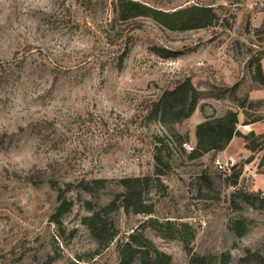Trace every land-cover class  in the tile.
<instances>
[{
	"label": "rangeland",
	"instance_id": "rangeland-1",
	"mask_svg": "<svg viewBox=\"0 0 264 264\" xmlns=\"http://www.w3.org/2000/svg\"><path fill=\"white\" fill-rule=\"evenodd\" d=\"M138 1L168 10L210 6L217 20L173 31L145 17L113 21L111 0H0V264H142L119 256L121 243L142 225L171 264H188L179 238L162 237L143 223L149 216L122 209L110 215L117 237L97 250L82 221L89 196L72 191L73 207L52 220L55 191L45 181H29L40 171L59 181L105 178L110 190L122 177L149 176L144 198L154 205L151 216L187 222L195 253L229 252V264H264V209L237 192L264 195L262 151L251 152L236 136L233 152L187 155L204 116L237 109L231 93L201 100L177 127L189 142L185 152L169 144L170 167L159 185L152 181L154 137L167 144L168 138L147 116L151 100L186 78L200 89L228 86L240 99L263 100L264 112V88H252L248 66L264 51V35L254 31L264 18V0ZM153 47L177 54L163 57ZM261 66L264 73V57ZM237 130L245 127L239 123ZM242 163L232 186L231 167Z\"/></svg>",
	"mask_w": 264,
	"mask_h": 264
},
{
	"label": "trees",
	"instance_id": "trees-1",
	"mask_svg": "<svg viewBox=\"0 0 264 264\" xmlns=\"http://www.w3.org/2000/svg\"><path fill=\"white\" fill-rule=\"evenodd\" d=\"M88 2L92 3L91 0ZM112 20L125 23L136 18H150L166 29L183 31L208 27L217 20V15L212 7L199 4H188L172 10L160 9L138 0H111ZM256 34L264 35V18L259 27L254 29ZM153 51L163 57H173L177 51L153 47ZM264 51H260L249 61L250 80L252 88H264V73L261 66V59ZM232 87L211 86L200 89L193 85L190 79L186 78L167 87L149 104L147 116L156 124L159 134L166 139L155 135L152 158L154 161L153 182L161 183L160 178L170 167L171 147L174 144L177 149L185 152L184 145L189 142L188 132H180L179 127L195 111L199 102L203 99H222L226 94L231 93L236 101L237 109L229 108L219 116H204L203 120L195 126V145L188 152L190 159L200 158L205 153L219 152L226 148L233 136H239L244 141V147L251 152H261L259 166L264 165V132L255 133L249 131L241 133L237 130L238 110L244 115L242 124H250L264 119V112L261 111L263 100H252L247 96L240 99L234 95ZM250 159L243 163L249 162ZM242 164L232 166L233 173L229 175L231 185L235 186L242 171ZM42 171L29 177V181L35 184L47 182L49 187L55 191L57 205L51 215L54 221L68 212L73 207V199L68 197L72 191L84 193L89 198L83 199L84 208L88 214L82 219L97 243V250L106 248L118 235L117 228L110 215L120 209L126 214H143L147 217L144 224L156 230L162 237L179 238L183 249L188 255V264H229L230 253L222 252L217 257H210L195 253L190 244L194 237L190 225L187 222L164 219L159 221L151 215L154 212V205L144 198L149 191L148 186L151 178L149 176H128L117 181L114 189H108L105 178H85L78 180L59 181L56 178L44 177ZM245 203L255 209H264V195L260 192H250L245 189H237ZM105 196V197H103ZM96 200V201H94ZM103 200V201H102ZM135 229L128 234L127 240L121 243L119 248L120 262L130 256H135L142 264H171L170 256L159 250L154 243L143 235L142 229ZM189 229V236L184 238L186 230Z\"/></svg>",
	"mask_w": 264,
	"mask_h": 264
},
{
	"label": "crops",
	"instance_id": "crops-1",
	"mask_svg": "<svg viewBox=\"0 0 264 264\" xmlns=\"http://www.w3.org/2000/svg\"><path fill=\"white\" fill-rule=\"evenodd\" d=\"M238 121L240 123V126L245 127V131L241 130V133H247L249 131H254L255 133H263L264 132V119H262L261 121L258 122H254V123H250V124H241L242 123V119H240L239 114H238ZM239 123L238 126L239 127ZM240 130V129H239ZM236 136H233L232 139L230 140V142L228 143V145L226 146V148L224 149V151H229V152H233L235 150V147L238 141Z\"/></svg>",
	"mask_w": 264,
	"mask_h": 264
},
{
	"label": "built area",
	"instance_id": "built-area-1",
	"mask_svg": "<svg viewBox=\"0 0 264 264\" xmlns=\"http://www.w3.org/2000/svg\"><path fill=\"white\" fill-rule=\"evenodd\" d=\"M214 163H215V165L219 168V169H222V170H224V168H225V163H222L219 159H215V161H214Z\"/></svg>",
	"mask_w": 264,
	"mask_h": 264
}]
</instances>
